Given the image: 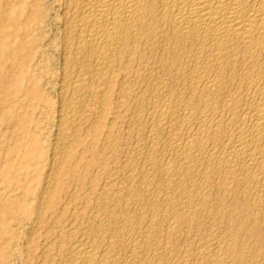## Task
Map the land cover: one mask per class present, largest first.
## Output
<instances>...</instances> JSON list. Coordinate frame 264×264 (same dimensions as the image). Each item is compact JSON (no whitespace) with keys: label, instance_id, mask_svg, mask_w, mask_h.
Segmentation results:
<instances>
[{"label":"bare ground","instance_id":"obj_1","mask_svg":"<svg viewBox=\"0 0 264 264\" xmlns=\"http://www.w3.org/2000/svg\"><path fill=\"white\" fill-rule=\"evenodd\" d=\"M64 6L66 62L77 73L65 75L63 134L72 104L106 99L114 77L139 84L144 72L157 83L145 85L150 110L146 100L135 101V120L145 130L134 122L129 129L147 145L131 152L127 190L89 179L83 206L50 211L68 152L57 153L36 208L37 225L50 227L34 264H264V0H65ZM4 75L0 69V89ZM25 77L17 76V86ZM124 84L118 95L127 101L135 92L131 97ZM189 239L206 243L179 247Z\"/></svg>","mask_w":264,"mask_h":264},{"label":"rangeland","instance_id":"obj_2","mask_svg":"<svg viewBox=\"0 0 264 264\" xmlns=\"http://www.w3.org/2000/svg\"><path fill=\"white\" fill-rule=\"evenodd\" d=\"M64 2L65 0H0V29L3 30L0 45L6 44V49L0 50V69L5 74L1 85L4 84L6 87L0 89V264H34V262H38L36 257L40 253L41 244H44L39 241H44L47 238L45 231L50 226L44 225L45 229L44 226L41 228L37 225L35 216H38V213L36 214L38 210L36 208L39 209L37 204L39 205L43 200L42 197L46 189L44 184L53 175L52 168H54V162L61 150L67 149L68 153L62 159L60 158L62 161L58 168L60 170H57V176L55 174L54 197L56 205L51 206L50 211L53 209L56 211L57 208L63 206H67L72 211L74 206H78L77 208L83 206L84 196L88 197L90 193L87 191L89 179H94L100 184H103L104 181V184L108 182L111 188L119 192L127 190L131 185L128 177L132 175L129 173V167L135 163L131 162L132 156L133 158L135 156L133 153L136 148L134 147L144 150L145 143L147 145L146 140L138 141V137L137 140L135 137L133 139L132 131H130L135 129L131 128L133 122L134 127L145 130L143 122H140L141 126H139V122L137 123L135 120L137 114L135 101L138 103L140 100H146L144 102L147 104V109L150 110L148 107L150 91L145 89V85L150 86V82L157 83H153L152 79L149 81L150 77L146 76L144 72L141 76L145 78V81L144 79L141 83L138 81L140 85L135 83L138 86L134 83L126 85L128 83L124 84L123 79L114 77L111 80V89L109 88V96L106 99L103 100L100 95L90 96L93 98H86L83 105L76 104L82 109L75 103L72 104L73 112L70 117L74 118L75 114L76 121L70 118L71 123L72 121L74 123H72L73 125L68 123V129L63 134L61 116H63V110L70 97V94L65 91L66 82L64 80L69 74L73 76L77 73V69L66 62ZM20 73L25 74L26 79L17 86V76ZM95 84L97 85V83ZM121 84L129 88L128 93L129 95L132 93L131 97L134 96V92L135 96L127 101L120 98L118 91ZM96 85L94 87H97ZM131 85H135L134 88ZM137 88L139 90H136ZM141 89L145 91L143 92ZM136 94L140 99L137 100ZM141 96L146 99H142ZM66 99L67 101H65ZM149 110L142 114L144 120L145 117L147 118ZM8 114L14 116L15 119L6 118L5 116ZM112 120H116V122ZM135 122L138 127L135 126ZM130 124H132L131 127ZM69 126L72 128L70 129ZM98 127H100V132H95ZM77 139L80 140L77 141ZM134 140L138 141L137 143L140 142L141 145L135 144ZM67 145H70V149L67 148ZM56 149H59L58 152ZM131 152L133 153L131 154ZM74 197L78 199L74 200ZM38 199L41 201L38 202ZM66 199L67 201H65ZM69 201L68 206L67 202ZM6 207L13 212L11 215H7ZM70 218L68 214L65 216L64 220L67 224L71 222ZM33 220H35L34 224ZM206 224L204 228H206ZM35 225L37 226L34 229ZM207 227L206 229L211 228L209 225ZM215 228L212 226L211 231L214 229L216 233H213L219 235L222 228H218L220 230ZM189 241L193 243L188 246L180 242L179 247L194 246L192 248L195 249L201 246L202 248L206 243L204 240H201L204 242L201 243L189 239L186 244H189ZM194 243H197L198 246ZM250 250L257 251L255 246H251ZM34 258L37 260L35 261Z\"/></svg>","mask_w":264,"mask_h":264}]
</instances>
